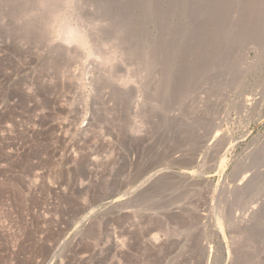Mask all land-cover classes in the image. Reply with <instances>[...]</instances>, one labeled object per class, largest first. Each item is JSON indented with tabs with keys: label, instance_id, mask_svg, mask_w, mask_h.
<instances>
[{
	"label": "rangeland",
	"instance_id": "374dc122",
	"mask_svg": "<svg viewBox=\"0 0 264 264\" xmlns=\"http://www.w3.org/2000/svg\"><path fill=\"white\" fill-rule=\"evenodd\" d=\"M0 264H264V0H0Z\"/></svg>",
	"mask_w": 264,
	"mask_h": 264
},
{
	"label": "bare ground",
	"instance_id": "6f19581e",
	"mask_svg": "<svg viewBox=\"0 0 264 264\" xmlns=\"http://www.w3.org/2000/svg\"><path fill=\"white\" fill-rule=\"evenodd\" d=\"M61 21V20H60ZM64 22V21H63ZM64 28V27H63ZM68 28V27H67ZM72 29V28H71ZM75 30V29H74ZM65 31V30H64ZM69 31H71V30H69ZM76 31V30H75ZM75 33V32H74ZM71 34H73V33H71ZM76 36H78V35H76Z\"/></svg>",
	"mask_w": 264,
	"mask_h": 264
}]
</instances>
